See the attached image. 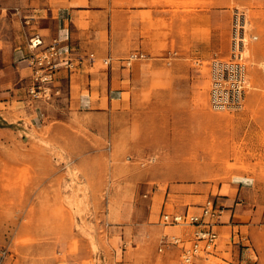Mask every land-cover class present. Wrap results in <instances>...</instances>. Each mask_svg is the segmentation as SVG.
<instances>
[{
  "label": "rangeland",
  "instance_id": "374dc122",
  "mask_svg": "<svg viewBox=\"0 0 264 264\" xmlns=\"http://www.w3.org/2000/svg\"><path fill=\"white\" fill-rule=\"evenodd\" d=\"M17 5L0 2V11ZM229 7L232 19L235 11L244 15L247 40L241 108L208 105L209 64L228 56L231 19L214 51L186 59L206 76L200 114H189L187 103L186 114H170L167 122L165 143L177 126L201 122L202 146L154 145L145 114L131 122L127 107L113 116L46 114L32 136L0 145V264H181L174 249L158 251L162 234L179 230L159 222L162 210L197 211L206 197L236 187H259L251 197L264 198V11L255 0ZM189 66L180 74L187 77ZM129 197L133 218L120 220Z\"/></svg>",
  "mask_w": 264,
  "mask_h": 264
},
{
  "label": "crops",
  "instance_id": "0c3cea01",
  "mask_svg": "<svg viewBox=\"0 0 264 264\" xmlns=\"http://www.w3.org/2000/svg\"><path fill=\"white\" fill-rule=\"evenodd\" d=\"M243 1L248 0H65L50 6L51 0H0L18 4L15 11H0V145L32 136L42 128L46 114L52 120L75 113L113 116L127 107L131 122L134 114H145L154 145L202 146L201 122L177 126L172 143H165L167 122L170 114H186L187 103L189 114H200L206 76L198 62L189 66L186 59H201L217 48L232 19L229 5ZM255 2L263 12L264 0ZM33 33L43 43L56 39L63 53L83 57L74 70L61 67L56 72L58 94L50 102L29 100L26 94L31 73L28 37ZM137 50L146 60L123 66L122 59ZM89 52L94 54L92 61L85 57ZM107 57L110 65L102 63ZM188 66L185 77L180 71ZM261 191L236 187L235 192H221L217 246L200 264H264V198L251 197ZM134 203L132 197L121 202L120 220L133 218ZM186 232L179 228L174 234ZM173 249L179 257L177 247L168 251Z\"/></svg>",
  "mask_w": 264,
  "mask_h": 264
},
{
  "label": "built area",
  "instance_id": "2783aa9c",
  "mask_svg": "<svg viewBox=\"0 0 264 264\" xmlns=\"http://www.w3.org/2000/svg\"><path fill=\"white\" fill-rule=\"evenodd\" d=\"M244 15L235 11L232 19L229 52L226 59L213 58L209 64L208 105L213 110H236L244 101L247 80L246 63L243 50L247 44L244 40ZM255 39V36H251ZM31 49L27 61L31 68L30 82L26 88L29 100L50 102L53 95L58 94L55 74L63 67L72 71L79 65L83 57L74 58L69 52L63 53L56 39L43 43L41 37L33 33L28 37ZM85 57L92 61L94 54L89 52ZM146 58L141 51H131L122 59L123 66H131L133 62ZM102 63L110 65L111 58H103ZM222 204L218 196L206 197L199 205V210L186 208L182 212L161 211L159 222L163 225L178 226L187 232L181 234H162L158 251L177 247L181 264H200V259L214 252L218 233L215 225L220 223Z\"/></svg>",
  "mask_w": 264,
  "mask_h": 264
},
{
  "label": "bare ground",
  "instance_id": "6f19581e",
  "mask_svg": "<svg viewBox=\"0 0 264 264\" xmlns=\"http://www.w3.org/2000/svg\"><path fill=\"white\" fill-rule=\"evenodd\" d=\"M243 25H244V21H243ZM243 37H244V40H246V38H245V32H244V35H243ZM246 42H247V40H246Z\"/></svg>",
  "mask_w": 264,
  "mask_h": 264
}]
</instances>
